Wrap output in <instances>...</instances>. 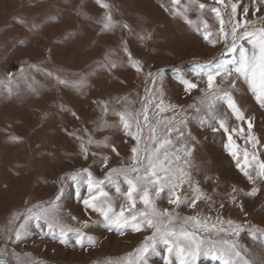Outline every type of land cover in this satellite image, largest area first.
<instances>
[{"label": "rangeland", "instance_id": "rangeland-1", "mask_svg": "<svg viewBox=\"0 0 264 264\" xmlns=\"http://www.w3.org/2000/svg\"><path fill=\"white\" fill-rule=\"evenodd\" d=\"M104 2L109 9L100 7L97 0H0V259L7 264H105L108 259L116 260L132 252L151 234V230L130 229L121 234L118 229L93 223L103 218L83 204L88 195L87 173L80 170L87 168L94 178L103 179L108 168L130 165L131 148L136 142L125 134L116 113L139 111L146 97L155 96L154 103L162 98L165 105L176 107L157 116L159 109L150 105L153 122L186 118L183 142L192 149L188 171L210 197L199 201L196 208H175L165 196L157 206L175 208L182 217L198 214L216 223L219 216L240 224L239 235L227 238L238 242L247 259L264 264V236L256 233L254 239L251 231L253 226L264 229V181L250 183L225 147L228 133L222 129L213 131L218 124L208 113L211 101H206L207 77L196 74L201 66L209 64L237 66L241 44L251 50L248 39H243L237 41L236 52L227 51L225 41L217 35L220 22L210 8L221 9L230 45L231 3L238 4L236 20L248 19L255 27L262 26L264 4L260 0H224L225 7L216 0H196L186 13L192 21L190 25L183 15L171 11V0ZM200 3L207 7L200 10ZM257 6L260 12L255 11ZM184 7H188V0H182L181 11ZM244 7L249 9L247 17L243 15ZM109 11L114 24L105 30L101 21ZM203 20H207L213 33L210 39L219 40L214 46L204 39ZM129 53L140 62L142 71L132 67ZM112 63L117 66L111 67ZM181 76L197 84V88L186 92ZM222 87L227 89L228 82ZM232 95L245 116L254 118L252 132L259 140L255 149L246 140L247 123L237 121L224 101L215 102L214 112L227 119L229 128L244 129L243 135L232 133L241 161L244 149L255 151L264 160V108L257 104L243 78L236 80ZM201 117L206 118L204 124ZM69 133L85 141L89 136L100 142L108 138L119 155L93 144L85 159L80 141ZM104 156L109 157L107 168ZM254 186L259 188L257 195H245ZM122 188L126 190V184L122 183ZM233 188L237 191L233 192ZM105 190L115 196L114 188ZM184 190L188 191L187 185ZM120 203L117 199V210ZM38 204L55 210L61 223L81 232H69L67 243H61L58 228L49 229L45 220H33L31 234L15 242L10 229L17 227L22 217L12 225L8 223L12 214L24 213ZM85 221L88 227H83ZM81 233L83 247L77 243ZM88 236L95 238L94 246L88 244ZM211 238L219 239L215 235ZM166 258L178 264L175 254L169 255L167 245L161 242L154 252H149L147 264H165ZM196 264H223V259L209 247Z\"/></svg>", "mask_w": 264, "mask_h": 264}, {"label": "snow or ice", "instance_id": "snow-or-ice-1", "mask_svg": "<svg viewBox=\"0 0 264 264\" xmlns=\"http://www.w3.org/2000/svg\"><path fill=\"white\" fill-rule=\"evenodd\" d=\"M195 2L196 0H188V7H184L183 11H181L182 0H171V11L175 14L183 15L186 22L191 25L192 21L188 19L186 13ZM216 2L227 7L224 4V0H216ZM97 3L104 9L110 8V5L105 3L104 0H97ZM260 4H264V0H260ZM206 7L207 5L203 3L198 5L200 10H204ZM237 8V3H231L229 23L231 24L230 35L232 40L230 45L227 43L229 32L225 31V21L221 16V9L219 7L210 8V11L215 13L216 19L220 22L217 35L225 41L229 52H236L237 41L243 39H248L251 50L241 44L239 45L237 66L229 68L227 64H219L213 67L209 64L201 66L196 74L207 77L206 101H211V103H208V113L210 119L218 124V127H213V131L222 129L225 133H228V143L225 147L229 150L232 157L236 159L237 168L247 177L250 183L255 185L257 180L264 181V160H261L255 151L249 153L247 149H244L243 160L241 161L232 133L243 135L244 129L229 128L227 119L217 116L214 112L215 102L224 101L237 121L247 123L246 140L251 142L253 149L256 148L259 140L252 132V120L254 118L245 116L234 99L232 90L236 87V80L243 78L248 84L249 90L252 92L257 104L264 108V18H260L262 20V26L260 27H255L254 23L248 19L243 21L236 20ZM255 11L260 12L261 8L257 6ZM248 13L249 9L244 7L243 15L247 17ZM101 23L105 30L113 27L114 22L110 11L106 13ZM202 23L204 39L214 46L219 40L210 39L213 33L209 31L207 20H203ZM124 27L128 26L124 25ZM240 29H243V31L238 32ZM125 51L127 52V48H125ZM129 61L137 72L142 71L140 62L133 60L130 53ZM116 66L115 63L111 65L113 68ZM234 73L235 75H233ZM151 75L149 73V76ZM217 77H220V83H217ZM180 82L185 85L186 92L197 88V84L184 79L183 76L180 77ZM224 82H228L227 89L222 87ZM160 95L162 97L163 93ZM156 99L155 96L146 97V102L139 111L116 113L119 116V121L125 134L132 137L136 142L131 148L130 165L108 168L103 179L94 178L87 168L80 170L87 173L88 195L83 198V204L87 209L99 213L103 218L102 221L93 223H100L109 230L118 229L121 234L126 229H130L132 232L151 230V234L146 235L141 244L132 252L116 260L108 259L105 264H147L149 252H154L157 245L161 242L167 245L169 255L175 254L178 264H196L200 254L209 247L216 249L221 254L223 264H255L254 261L247 259L242 254L240 246L235 239L227 238L228 236L239 235L242 230L240 224H236L232 220L224 221L219 216L216 218V223H210V217L201 218L198 214L182 217L175 211V208H179L181 205L196 208L199 201L210 199V197H206L203 190L199 187V182L194 181L191 172L188 171V168L191 167L189 158L191 157L192 149L183 142L185 136L183 128L187 127L186 118L176 121L175 117H172L163 120L156 119L153 122L149 115L150 105H154L156 109H159V112L155 113L157 116L176 107L175 105H165L162 98L159 99L158 103H154ZM206 101L202 100L201 103ZM190 107L194 106L190 105ZM106 110L107 108L105 107ZM196 111L200 112V108L197 107ZM205 119V117L200 118L201 124L205 123ZM133 128H135V131H133ZM161 128H163V131H161ZM145 130H147V134H145ZM174 133L176 134L175 139H173ZM69 135L75 136L74 133H69ZM188 135L190 136L191 133L189 132ZM75 138L80 141V152L85 159L88 158L89 146L93 144L97 147L110 148L113 153L119 155L115 145L108 142V138H105L103 142L95 141L91 136L88 137L87 141L80 136H75ZM12 139L18 138L13 137ZM92 155L95 156L96 153L93 152ZM108 161L109 157L104 156L103 165L106 168L108 167ZM249 169H252V171H249ZM75 175H78V173L74 174L73 178H75ZM122 183L126 184V190H123ZM185 185L188 187L187 192L184 190ZM109 187L115 189V196L105 190ZM236 191L233 188V192ZM258 192L259 188L254 186L245 195L252 197L256 196ZM165 196L168 204L175 206L172 210L161 209L157 206V201ZM57 199H59V196H57ZM117 199L122 201L118 210L116 207ZM232 201L236 202L235 196H232ZM138 204L142 205V207L138 208ZM238 206L243 210L242 204ZM220 207L223 208L224 205L221 204ZM21 217L22 222L17 227L10 229V232L14 234L15 242H19L31 234L30 228L33 220L37 222L45 220L49 229L58 228L61 243H67V234L69 232H81L79 228L73 229L61 223L55 210L39 204L27 208L24 213H13L8 223L15 225V222L20 220ZM71 219L75 220L76 217L72 216ZM225 223L228 225L227 228L223 227ZM217 225L220 226L218 227ZM36 227L40 228L41 225L37 223ZM83 227H88L87 221L83 222ZM251 231L254 239L256 238V233L264 236V229L253 226ZM213 235L219 237V239H212ZM83 241L84 234L81 233L77 243L83 247ZM87 241L89 245L93 246L96 243L95 238L91 236L87 237ZM0 264H7V262L4 259H0ZM18 264H26V262L18 261ZM165 264H171V261L166 258Z\"/></svg>", "mask_w": 264, "mask_h": 264}]
</instances>
